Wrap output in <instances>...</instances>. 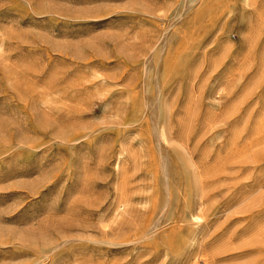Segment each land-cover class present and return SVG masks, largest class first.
Listing matches in <instances>:
<instances>
[{
  "label": "rangeland",
  "instance_id": "obj_1",
  "mask_svg": "<svg viewBox=\"0 0 264 264\" xmlns=\"http://www.w3.org/2000/svg\"><path fill=\"white\" fill-rule=\"evenodd\" d=\"M0 264H264V0H0Z\"/></svg>",
  "mask_w": 264,
  "mask_h": 264
}]
</instances>
